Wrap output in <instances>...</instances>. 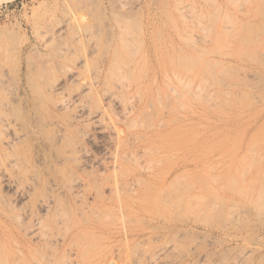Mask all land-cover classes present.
Wrapping results in <instances>:
<instances>
[{
	"label": "rangeland",
	"instance_id": "374dc122",
	"mask_svg": "<svg viewBox=\"0 0 264 264\" xmlns=\"http://www.w3.org/2000/svg\"><path fill=\"white\" fill-rule=\"evenodd\" d=\"M0 59V118L28 132L0 131V264H144L163 246L155 264H264V0H0ZM123 71L156 102L137 129L59 106L121 120L102 87Z\"/></svg>",
	"mask_w": 264,
	"mask_h": 264
},
{
	"label": "bare ground",
	"instance_id": "6f19581e",
	"mask_svg": "<svg viewBox=\"0 0 264 264\" xmlns=\"http://www.w3.org/2000/svg\"><path fill=\"white\" fill-rule=\"evenodd\" d=\"M128 46H129V44H128ZM124 48V47H123ZM126 48V47H125ZM124 48V49H125ZM116 56V55H115ZM115 56H113V58L115 59ZM118 57V56H117ZM113 58L111 59L110 58V63L113 61ZM118 58H116V60H117ZM1 60V59H0ZM112 60V61H111ZM119 60V59H118ZM117 60V61H118ZM144 60V59H143ZM115 61V60H114ZM114 61L111 63V64H109V66H107L108 67V73H111L110 75H114V74H116V72H118V71H120V70H125L126 68H125V66H124V69H121V67L120 66H123L122 64H117V63H114ZM120 61V60H119ZM118 61V62H119ZM116 62V61H115ZM143 62V61H142ZM121 63H122V61H121ZM124 64H126V63H124ZM127 64H129V63H127ZM138 64V62H135V64H133L132 66H136ZM142 64V66L144 65V63H141ZM196 65V64H195ZM130 66H131V64H130ZM134 66V67H135ZM129 67V66H128ZM140 67H141V65H140ZM139 66H138V69L136 68V70H137V72H138V70H139V68H140ZM145 67V66H144ZM144 67H141V69L142 68H144ZM157 67V66H156ZM133 68V67H132ZM131 68V69H132ZM130 69V70H131ZM140 69V70H141ZM130 70H128L127 69V72L129 71L130 72ZM139 70V71H140ZM134 71V68L131 70V73ZM164 71V70H163ZM99 72V71H98ZM106 72V71H105ZM125 71H123V73H124ZM137 72L135 73L139 78H140V76L137 74ZM146 72V70L144 71V73ZM142 73V72H141ZM118 74V73H117ZM120 74V73H119ZM125 74H126V72H125ZM122 75V76H124V77H126L127 76V74L126 75ZM98 75H99V73H98ZM135 75V76H136ZM144 76H145V74H143ZM142 75V78H144V76ZM164 75H166V74H164ZM105 76V75H104ZM122 76H121V79H115L114 81L112 80L111 82H112V84H108V86H110V87H107V85H106V83H108L107 81H106V83L105 84H103L104 86L106 85V87H102L103 89V98L105 99V101H107L109 104H112L111 106H115V107H117L118 109H120V111H119V117L117 118V119H121V120H119V121H117V120H115V122L114 123H111V124H108L110 121L112 122V120H110L109 122H107V124H104V120H103V111L101 110V109H99V108H92L89 104H88V102L87 101H84V99H83V97H82V99H81V96H79V95H74V96H69L67 99H64V100H62L61 102H59L58 104H59V106L60 107H67V106H74L75 107V110H76V119L78 120V121H84V122H91L92 124H94L95 125V127L97 128V130L98 131H100V132H106L107 134H108V136L109 135H118V137L121 135V133L122 132H128V131H132L133 129H137L136 128V126H137V123L138 124H140L139 122H137L136 123V120H137V118H139V116L141 117L142 115H143V117L145 118V115H147V114H139V113H141L144 109H146V108H148L149 109V106L151 105V108L153 107L152 106V103L151 102H153V100H151L149 97V95L147 94V93H145V94H140V87H139V85L138 84H134V83H131V82H129L130 81V79H131V77L133 76V74H131L130 76L131 77H129V75H128V77H126L125 79H123L122 78ZM172 76V75H171ZM175 76H176V74H175ZM179 76V75H178ZM107 77H108V75H107ZM114 77V76H113ZM113 77H111V78H113ZM120 77V76H119ZM118 77V78H119ZM98 78V77H97ZM110 78V77H109ZM117 78V77H116ZM128 78H130L129 79V81H127L128 80ZM135 78V77H134ZM137 78V77H136ZM154 79H153V83H155L154 81H155V77H153ZM161 78H164V76L163 77H161ZM169 78V76H167V82H165V84L163 85V82L161 83V81H160V83L163 85V86H165L167 89H165V90H168L169 92H171V93H173V92H175V91H177L176 90V85L174 84V81L173 82H171L170 81V79H168ZM108 79V78H107ZM176 81L175 82H177L178 83V85H181V83H182V79H180L179 77H175L174 78ZM106 80V79H105ZM143 80V79H142ZM131 81H132V79H131ZM134 81H137V80H134ZM170 81V82H169ZM101 82V81H100ZM104 82V81H103ZM102 82V83H103ZM138 82V81H137ZM101 85V84H100ZM157 85V84H156ZM98 85H97V79H96V77L95 78H93V80L91 81L90 80V82L87 84V86H85V88H86V90H92L93 88H95V87H97ZM183 87H184V85H183ZM54 88H56V86H54ZM101 88V87H100ZM156 88V87H155ZM159 88V87H158ZM157 88V89H158ZM96 89V88H95ZM143 89V88H142ZM182 90V87H181V89H180V91ZM159 90H157V98L159 99V97H161V96H159V92H158ZM167 91V92H168ZM184 91V90H183ZM92 92V91H91ZM156 92V91H155ZM155 92H154V96H155ZM164 92V91H163ZM162 92V93H163ZM178 92V91H177ZM182 92V91H181ZM180 92V94H182ZM196 92V91H195ZM88 93V92H87ZM179 93V92H178ZM174 94V93H173ZM82 95V94H81ZM98 95V94H97ZM164 95H165V93H164ZM86 96H88V95H86ZM184 96V95H183ZM183 96H182V98H183ZM164 97H166V96H164ZM88 98V97H87ZM98 98V97H97ZM101 98V97H100ZM157 98H155L156 100H157ZM163 99V98H162ZM2 100V99H1ZM3 101V100H2ZM104 101V100H103ZM159 104H160V102H161V100L159 99ZM156 103V102H155ZM154 102H153V104H155ZM57 104V105H58ZM150 104V105H149ZM107 105V104H106ZM102 106H105V105H102ZM108 108H109V106H108ZM108 108H107V110H108ZM152 109H154V108H152ZM150 110V109H149ZM141 111V112H140ZM146 111V110H145ZM145 113V112H144ZM147 113V112H146ZM138 114H139V116H138ZM4 118V117H3ZM105 118V117H104ZM110 118V117H109ZM144 118H142V120H144ZM156 118V117H155ZM1 119V118H0ZM107 119V118H106ZM2 120V119H1ZM0 120V121H1ZM125 120H128V125L126 124L125 125V123H123V122H125ZM139 120V119H138ZM117 121V122H116ZM155 121V120H154ZM127 122V121H126ZM144 122V121H143ZM150 122H152L151 120H150ZM142 125V124H141ZM159 125H161L160 123H159ZM167 125V124H166ZM59 126V125H58ZM143 127H142V129L145 127L144 125H142ZM157 126V124L155 125V127ZM15 127H17V125L16 124H14L11 120H9V118L8 119H4V120H2L1 122H0V131H13L14 132V135H13V139H17V138H19L20 136H22L23 137V133H24V131H26L25 129H24V131L22 130V132L23 133H21L20 134V129H18V130H20V131H18L17 130V132H19V134L18 133H16V128ZM138 127H140V126H138ZM160 127V126H159ZM141 128V127H140ZM158 128V127H157ZM160 128H162V127H160ZM149 129V128H148ZM96 130V129H95ZM96 130V131H97ZM128 130V131H127ZM144 130V129H143ZM97 131V132H98ZM137 131V130H136ZM13 132H11V133H13ZM129 132V133H130ZM134 132V131H133ZM151 132H153L152 130H151ZM26 133H28L27 131H26ZM105 133V134H106ZM137 133V132H136ZM143 133V132H142ZM144 133H145V131H144ZM147 134V133H146ZM151 134V133H150ZM131 135L133 136H136V134H134V133H131ZM140 135V134H139ZM144 135V134H143ZM145 136H147V135H145ZM148 136H150V135H148ZM124 137V136H123ZM130 137V136H129ZM136 137H138L137 139L139 140V138H140V136H136ZM131 138V137H130ZM127 139V138H126ZM136 139V138H135ZM147 139V138H146ZM12 140V139H11ZM19 140H20V138H19ZM121 140H124L125 142H127L125 139H121ZM120 140V141H121ZM130 140V139H129ZM131 141H132V139H131ZM131 141H130V145L132 144L131 143ZM133 141H134V139H133ZM145 141V140H144ZM13 142V141H12ZM129 142V141H128ZM127 142V143H128ZM135 142V141H134ZM120 143V142H119ZM143 143V142H142ZM149 143V142H148ZM8 144V143H7ZM126 144V143H125ZM124 144V145H125ZM123 145V146H124ZM147 145V144H146ZM155 144H153V146H154ZM149 148H150V145L148 146ZM158 147V146H157ZM141 148V147H140ZM154 148V150H155V147H153ZM77 149V151L76 152H74V154L71 152V153H69V154H72V156L73 157H75V159L77 160L78 158H76V156H78V157H80L78 160H82V159H87L88 158V156H87V151H85V149H83L82 147H78V148H76ZM131 149V148H130ZM129 149V150H130ZM133 149V148H132ZM142 149H143V147H142ZM173 149V148H172ZM147 149H145V151H146ZM149 150V149H148ZM151 150V149H150ZM157 150V149H156ZM133 151V150H132ZM132 151H130V152H132ZM144 151V152H145ZM118 152V151H117ZM130 152H129V154H130ZM136 152V151H135ZM142 152V151H141ZM147 152V151H146ZM145 152V153H146ZM157 152H158V150H157ZM133 153V152H132ZM153 154V153H155L156 154V152L154 151V152H149V154ZM168 153V152H167ZM171 153V152H170ZM148 154V155H149ZM154 154V155H155ZM160 154V153H159ZM162 154V153H161ZM164 154V153H163ZM169 154V153H168ZM126 155V154H125ZM124 155V156H125ZM128 155V154H127ZM133 155V154H132ZM137 155V154H136ZM147 155V156H148ZM164 155H167V154H164ZM68 156H70V155H68ZM67 156V157H68ZM123 156V157H124ZM134 156V155H133ZM143 156V155H142ZM141 156V157H142ZM157 156V155H156ZM155 156V157H156ZM73 157H71L70 156V159H72ZM122 157V158H123ZM127 157V156H126ZM131 157V156H130ZM149 157V156H148ZM154 157V156H153ZM153 157H152V159H153ZM154 157V158H155ZM158 157H160V156H158ZM131 158H134V157H131ZM136 158V157H135ZM135 158H134V160H135ZM143 158V157H142ZM150 158V157H149ZM74 159V160H75ZM120 159V158H119ZM138 159H140L139 157H138ZM137 158H136V161L138 162L139 160H138ZM122 160V159H121ZM125 160V159H124ZM123 160V161H124ZM133 160V159H132ZM151 160V159H150ZM159 161H160V159H158ZM128 161H130V160H128ZM155 161V160H154ZM15 162V161H14ZM132 162V161H131ZM90 163H91V161H90ZM148 163V162H147ZM152 163H155V162H152ZM151 163V164H152ZM18 164V163H17ZM138 164V163H137ZM156 164V163H155ZM16 165V164H15ZM157 165V164H156ZM17 166V165H16ZM138 166L140 167V164H138ZM142 166V165H141ZM155 166V165H154ZM131 167V166H130ZM136 167V166H135ZM152 167V166H151ZM150 167V168H151ZM142 167H140V169H141ZM148 167L146 166L144 169H147ZM6 169V168H5ZM154 169H156V168H154ZM154 169H152V170H154ZM143 170V169H142ZM148 170H149V168H148ZM151 170V171H152ZM128 171V170H127ZM127 171H126V173H127ZM139 171V170H138ZM150 171V172H151ZM162 171V170H161ZM3 172V171H2ZM4 172H6V171H4ZM143 172H145V171H143ZM143 172H141V173H143ZM156 172V171H155ZM154 172V173H155ZM137 173V172H136ZM135 173V174H136ZM177 174V173H176ZM146 175V174H145ZM158 175V174H157ZM175 175V174H174ZM139 176V175H138ZM137 176V177H138ZM165 176V175H164ZM172 176V175H171ZM141 177V176H140ZM161 177V176H160ZM163 177V176H162ZM173 177V176H172ZM132 178H133V176H132ZM134 178H135V176H134ZM143 178V177H142ZM147 178H148V176H147ZM150 179L152 178V179H154L155 180V177H154V175L152 176V175H150V177H149ZM159 178V177H158ZM171 178V177H170ZM131 179V178H130ZM129 179V180H130ZM173 179H175V177L173 178ZM140 179H138V180H136V183H137V181H139ZM157 180V179H156ZM160 180V179H159ZM170 180V179H169ZM132 181V180H131ZM176 181V180H175ZM149 182V181H148ZM158 182V181H157ZM79 183H81V181L80 182H78V183H76L75 182V184H73L74 186L72 187V192H71V190H70V194H74L73 195V198H74V196H75V198H77L78 197V194L81 192V185L82 184H79ZM85 183V182H84ZM132 183V185H130ZM131 183H127V184H129L130 185V187H129V189L130 190H133L134 189V186L135 185H138L139 183H137V184H135L134 182H131ZM140 183H144V182H140ZM151 183V182H150ZM154 183V182H153ZM159 183V182H158ZM171 183H172V186H171V188H173L174 190L176 189V191L175 192H177V187H175V185H176V183H175V185H174V183H173V181L172 182H170V185H171ZM71 184V185H72ZM135 184V185H134ZM145 184V183H144ZM142 185V184H139L138 185V187L140 186V185H142L141 187H144V186H148V185ZM153 185V184H152ZM168 185V184H167ZM84 186V185H83ZM86 186H87V183H86ZM150 186V185H149ZM154 186V185H153ZM157 186V185H156ZM128 187V186H127ZM136 187V186H135ZM137 187V188H138ZM159 187H160V185H159ZM163 187V186H162ZM71 189V187H68V189ZM137 188H136V190H137ZM140 188V187H139ZM138 188V190L140 191V192H138L137 191V193H135V192H133V191H131V192H133L135 195H137V194H141L142 195V193H141V190ZM168 187H166V189H167ZM84 189V187L82 188V190ZM148 189H150L151 190V187H149ZM153 189V188H152ZM154 189H156V188H154ZM159 189V188H158ZM163 189V188H162ZM179 189V188H178ZM86 190V189H85ZM144 190H145V187H144ZM170 190V189H169ZM146 192L147 191H149V190H147V187H146V190H145ZM159 191V190H158ZM164 191V189L160 192V194L162 193H164L163 192ZM167 191V190H166ZM142 192H143V190H142ZM171 192V191H170ZM169 192V193H170ZM179 192H180V190H179ZM152 192H150V194H151ZM167 192H165L164 193V195L166 194ZM131 194L132 193H130V195L129 196H131ZM146 194V197L147 198H149V196H151V195H147L148 193H145ZM168 194V193H167ZM166 194V195H167ZM85 195V194H84ZM87 195V194H86ZM127 195H128V193H127ZM144 195V194H143ZM154 195H155V193H154ZM153 195V196H154ZM165 195V196H166ZM170 195V198H171V196H174L173 194L171 195V194H169ZM168 195V196H169ZM77 196V197H76ZM81 196V195H80ZM145 196V195H144ZM163 196V195H162ZM162 196H160V198L162 197ZM178 196V195H177ZM184 196V195H183ZM183 196L181 197V199L183 198ZM82 197V196H81ZM84 197V196H83ZM141 197H143V196H141ZM146 197L145 198H143V199H146ZM167 197V196H166ZM166 197L164 198V199H166ZM135 198V197H134ZM138 198H140V197H138ZM158 198V197H157ZM168 198V197H167ZM79 199V198H78ZM142 199V200H143ZM159 199V198H158ZM163 199V198H162ZM175 199H176V197H174V201H175ZM193 199V198H192ZM191 199V200H192ZM75 200V199H74ZM73 200V201H74ZM137 200V199H136ZM156 200V199H155ZM169 199H166V200H162L163 201V203L164 204H166V206H164L165 208L167 207V204H169ZM78 201V200H77ZM137 201H139V203H140V200H137ZM159 201H161V200H159ZM158 201V202H159ZM174 201H173V206L175 205H178L177 204V202L174 204ZM193 201H195L194 199H193ZM74 202H76V200L74 201ZM132 202H133V199H132ZM135 202V201H134ZM145 202H149L150 203V201H145ZM155 202V201H154ZM166 202H168V203H166ZM135 203H137V202H135ZM142 203V202H141ZM46 204V203H45ZM135 205V204H134ZM137 205V204H136ZM147 205V204H146ZM152 205V204H151ZM150 205V206H151ZM172 205V204H171ZM42 206H44L45 207V205L43 204ZM47 206V205H46ZM144 206L145 205H143L142 207H143V209H144ZM161 206H163L162 204H161ZM173 206H171L172 208H173ZM189 206H191V205H189ZM140 207V206H139ZM130 208H132V207H130ZM141 208V207H140ZM152 208V207H151ZM154 208V207H153ZM163 208V207H162ZM162 208H161V210H162ZM171 208V209H172ZM185 208H188V205H187V207H185ZM148 209H149V207H148ZM147 209V210H148ZM167 209V208H166ZM159 210V209H158ZM186 210V209H185ZM131 211V210H130ZM132 211H133V209H132ZM145 211H146V209H145ZM144 211V212H145ZM148 211H150V209L148 210ZM167 211V210H166ZM138 212V211H137ZM151 212V211H150ZM150 212H147V213H149L150 214ZM153 212V211H152ZM152 212H151V214L150 215H152ZM155 212V211H154ZM153 212V213H154ZM159 212V211H158ZM157 212V213H158ZM165 211H163V213H164ZM146 213V214H147ZM157 213H155V216L156 215H159V217L161 218V216H160V214H157ZM148 214V215H149ZM137 215V214H136ZM161 215H162V213H161ZM165 215H166V213H165ZM163 216V215H162ZM166 218V217H165ZM147 219V218H146ZM149 219V218H148ZM151 219V218H150ZM152 220V219H151ZM161 220H163V219H161ZM149 221V220H148ZM157 221V220H156ZM150 222V221H149ZM152 222V221H151ZM169 245H170V243H168ZM167 244V245H168ZM167 246H163V248H159L158 250H156L155 252L153 251V250H151V251H153L152 253V255H151V258H149V256H150V254H149V256H148V261H146L144 264H155V263H157L159 260H160V258L162 257V255H163V253H164V251H166L167 249ZM157 249V248H156ZM166 249V250H165ZM169 251H167V253H168ZM165 256V255H164ZM164 260V259H163ZM143 264V263H142Z\"/></svg>",
	"mask_w": 264,
	"mask_h": 264
}]
</instances>
